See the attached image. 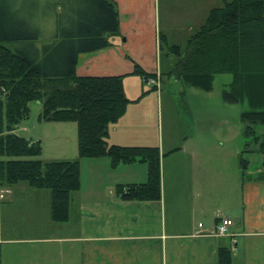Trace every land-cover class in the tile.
<instances>
[{
    "label": "crops",
    "instance_id": "0c3cea01",
    "mask_svg": "<svg viewBox=\"0 0 264 264\" xmlns=\"http://www.w3.org/2000/svg\"><path fill=\"white\" fill-rule=\"evenodd\" d=\"M112 1L117 8L119 36L109 38L107 48L79 54L75 74L123 76L124 93L131 101L148 91L143 85L151 88L132 75L134 64L158 75L161 84L165 78L160 79L159 37L165 36L168 44L181 34L189 32L190 37L209 11L217 8L203 9L212 0H169L172 16L162 23L160 0ZM131 82L139 85L138 92ZM161 123L162 95L158 90L129 104L107 134L110 145L157 146L160 166L165 157H185V165L177 173L164 175L160 171L159 201L122 202L111 190L108 195L82 191V171H88L94 182L101 177L112 179L107 189L116 182L146 181L145 165L111 169L107 159L80 161L81 186L72 195L65 223L51 221L48 191L23 183L0 184V264H219L221 249L228 251L229 264H264V180L258 179L262 166L250 172L247 160L243 172L239 160V173H221L213 162L202 158L205 146L196 133L184 138L179 149L165 153L161 145L148 139L151 126L155 129L156 124L161 130ZM75 159L76 130L70 152L59 147L52 162ZM111 172L120 175L112 178ZM220 218L232 221L224 236L213 234Z\"/></svg>",
    "mask_w": 264,
    "mask_h": 264
},
{
    "label": "trees",
    "instance_id": "16d2710c",
    "mask_svg": "<svg viewBox=\"0 0 264 264\" xmlns=\"http://www.w3.org/2000/svg\"><path fill=\"white\" fill-rule=\"evenodd\" d=\"M0 0V184L23 183L50 193V219L69 220L72 195L79 191L80 161L107 159L111 169L120 165L146 166V181L118 184L122 202H156L161 197L158 147H122L107 142L108 129L156 87L131 101L124 93L123 76L79 77L77 57L102 50L119 36L118 13L112 0H49L43 15L53 21L55 34L41 49L42 20L32 15L25 0ZM204 23L188 38L185 48L159 37L160 79L171 78L185 87L210 91L215 76L231 75L221 93L224 104L245 103L240 115L244 144L241 154H259L264 180V0H221ZM24 5V6H23ZM18 6V7H17ZM48 6V7H47ZM133 76L144 83L155 74L134 64ZM41 106L40 123H74L77 159L42 162L40 141L15 134L29 118V104ZM263 130L262 132L259 131ZM241 155L240 168L248 161ZM219 264H229L227 250L218 252Z\"/></svg>",
    "mask_w": 264,
    "mask_h": 264
},
{
    "label": "rangeland",
    "instance_id": "374dc122",
    "mask_svg": "<svg viewBox=\"0 0 264 264\" xmlns=\"http://www.w3.org/2000/svg\"><path fill=\"white\" fill-rule=\"evenodd\" d=\"M21 1L13 0L12 3L19 5ZM46 2H49V0H25L24 4L30 8L32 15H39L35 19H44L41 23L43 26L41 37L36 42V46L39 49L47 44L56 33L53 21L49 17L45 19L43 15L44 11L48 12V9L44 8ZM211 2V5L207 4L203 9L212 6H222L221 0H212ZM169 16H172L169 0H160V18L162 23L166 22V18H169ZM189 34L188 32L186 35L181 34L180 37L171 38L169 45L180 46L183 50ZM230 82L231 75H217L214 78L212 89L205 92L185 87L170 78L163 79L159 89V94L162 95L161 130L157 129L156 124H154L155 129L151 126L152 130L149 131L150 136L148 139L158 144V146L161 145L164 148L163 152L166 153L174 148L179 149L184 145V138L196 133L205 146V151L201 154L203 159L207 158L213 162L217 166L216 169L221 173L228 175L239 173L238 163L244 144L240 114L248 110V107L245 103L231 106L223 104L221 93L227 89ZM132 83L131 87L138 92L139 85ZM143 86L148 90L150 89L146 85ZM146 103L148 102H144L143 105H146ZM29 109V118L18 126L15 134L32 141L41 142L42 154L38 159L42 162H52L53 158H55V151L59 147L63 148L68 154L71 150V145L75 143L76 125L68 123L59 126L56 123H40L37 119L41 110L40 104L32 102L29 104ZM259 131L262 132L263 130L259 129ZM242 157L249 161L250 172L261 168L262 164L259 154L242 155ZM185 161L186 159L182 154L169 159L165 157L160 166V171H163L164 175L175 174L185 165ZM111 173L113 175L112 178L120 175L119 173L115 174V172ZM108 183L112 184V179L107 180L106 177H101L97 182H94L91 180L88 171H82V191L92 190L98 194L108 195L107 191L115 192V186L118 184L116 182L112 185V189H107Z\"/></svg>",
    "mask_w": 264,
    "mask_h": 264
},
{
    "label": "built area",
    "instance_id": "2783aa9c",
    "mask_svg": "<svg viewBox=\"0 0 264 264\" xmlns=\"http://www.w3.org/2000/svg\"><path fill=\"white\" fill-rule=\"evenodd\" d=\"M147 85H151L156 87L157 90L160 88V82H159V76L155 75V78H150L146 81ZM0 198L2 196L0 195ZM232 225V221L227 218H220L219 222L216 224L214 228L213 234L217 236H224L227 234V229ZM198 227H201V224L198 225Z\"/></svg>",
    "mask_w": 264,
    "mask_h": 264
}]
</instances>
